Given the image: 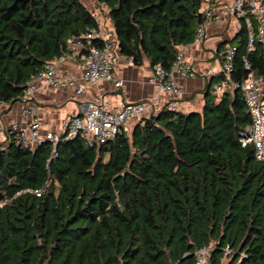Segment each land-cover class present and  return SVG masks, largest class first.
Returning a JSON list of instances; mask_svg holds the SVG:
<instances>
[{
  "label": "trees",
  "instance_id": "obj_1",
  "mask_svg": "<svg viewBox=\"0 0 264 264\" xmlns=\"http://www.w3.org/2000/svg\"><path fill=\"white\" fill-rule=\"evenodd\" d=\"M94 2L121 54L166 72L203 20V0ZM242 21L235 83L264 76V44L248 49ZM90 28L99 21L80 0H0V101L19 102L31 76ZM214 80L201 110L165 105L105 144L62 134L54 153L51 141L31 149L7 131L0 264H195L184 257L205 245L207 264H221L228 244L226 264H264V161L241 142L252 122L241 90L216 96Z\"/></svg>",
  "mask_w": 264,
  "mask_h": 264
},
{
  "label": "built area",
  "instance_id": "obj_2",
  "mask_svg": "<svg viewBox=\"0 0 264 264\" xmlns=\"http://www.w3.org/2000/svg\"><path fill=\"white\" fill-rule=\"evenodd\" d=\"M90 4L91 0H80ZM222 0H203V20L198 25L194 42L199 43L210 37L208 26L214 21H228L231 16L244 20L248 33V49L253 50L256 42L264 44V0H232L230 4L222 5ZM255 23L258 24L255 30ZM99 38L102 45L93 46V40ZM68 53L56 57L47 63L43 70L31 76L27 87L19 102L22 104L21 116L28 122L26 128H21L18 123L9 127L0 122V129L15 132L18 143L31 149L37 148L45 141L53 143V151L60 140V135L52 131H44L40 106L36 100L37 94L48 88L75 89L78 95L85 92L77 78L65 76L62 65L68 57H79L82 65V79L90 84L97 85L102 82H112L121 87L124 80L115 75V62L118 45L110 34H103L97 28H90L81 36H75L68 41ZM237 46L225 43L220 51L222 61V79L214 87V94L221 96L225 91L239 88L244 96L247 109L252 117V122L247 131L242 135L241 142L245 147L253 144L258 160L264 161V76L251 73L241 83H235L231 79L234 69V59ZM247 69L250 64L246 62ZM159 79L160 90L163 94L170 96L167 106L178 110L175 98L184 94V87L178 83L177 77L189 78L196 76L193 65L186 60L184 54L179 51L176 61L169 72L164 71L161 65L154 69ZM0 103H3L0 101ZM151 104L147 102L125 103L121 110L113 111L105 100L92 104L86 112L85 117L71 116L64 126L66 139L81 136L89 145L105 144L118 135L129 130L130 123L138 118L146 116ZM37 196H41L45 188L26 190ZM213 247L203 246L195 253V264H207ZM224 259L221 264H226L225 259L236 252L228 244L223 248Z\"/></svg>",
  "mask_w": 264,
  "mask_h": 264
},
{
  "label": "crops",
  "instance_id": "obj_3",
  "mask_svg": "<svg viewBox=\"0 0 264 264\" xmlns=\"http://www.w3.org/2000/svg\"><path fill=\"white\" fill-rule=\"evenodd\" d=\"M232 0H222V5L230 4ZM100 24V32L113 36V24L106 16L108 9L105 5H98L90 1ZM243 21L231 16L228 21H214L209 24L210 37L199 43L181 45L178 50L182 52L195 71L196 76L189 78L177 77L185 92L175 98L178 110L185 113L201 110L205 105V95L213 79V87L222 79V61L220 51L225 43L236 46L240 41V30ZM65 76L77 78L84 85L85 92L78 95L74 88H48L40 91L36 100L40 106L42 127L44 131H52L58 135L65 133L64 126L71 116L85 117L92 104L105 100L113 111L121 110L125 103L147 102L151 104L146 116L159 111L167 105L170 96L160 90L159 79L148 61L143 65L134 64L132 58L116 53L115 75L123 79L121 87L112 82H102L97 85L90 84L82 79V65L79 57H68L62 65ZM21 102L14 104L0 103V122L9 127L18 123L21 128H26L28 122L21 116ZM132 125V123H130ZM129 125V128H130ZM8 144L7 133L0 129V151Z\"/></svg>",
  "mask_w": 264,
  "mask_h": 264
},
{
  "label": "water",
  "instance_id": "obj_4",
  "mask_svg": "<svg viewBox=\"0 0 264 264\" xmlns=\"http://www.w3.org/2000/svg\"><path fill=\"white\" fill-rule=\"evenodd\" d=\"M193 256H194V254H189V255H186L184 258H191Z\"/></svg>",
  "mask_w": 264,
  "mask_h": 264
}]
</instances>
